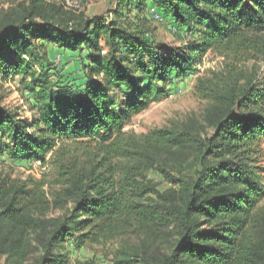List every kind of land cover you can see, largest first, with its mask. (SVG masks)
<instances>
[{"label":"trees","instance_id":"obj_1","mask_svg":"<svg viewBox=\"0 0 264 264\" xmlns=\"http://www.w3.org/2000/svg\"><path fill=\"white\" fill-rule=\"evenodd\" d=\"M44 1L0 17V76L30 78L34 99L12 109L0 95V155L44 164L50 156L55 167L50 181L0 177V254L33 249L29 264H72L54 247L68 238L107 245L135 228L146 238L120 247L115 264H264V185L253 157L264 135V0H154L187 32L166 54L115 18L64 21L54 5V17L42 14ZM147 1L119 0L111 14ZM39 41L93 52L86 81L74 91L49 87L34 66ZM209 51L229 60L197 80L201 98L224 105L212 137L125 130ZM180 151L189 155L177 157L175 175L169 165ZM151 167L175 188L161 191L145 173Z\"/></svg>","mask_w":264,"mask_h":264},{"label":"rangeland","instance_id":"obj_2","mask_svg":"<svg viewBox=\"0 0 264 264\" xmlns=\"http://www.w3.org/2000/svg\"><path fill=\"white\" fill-rule=\"evenodd\" d=\"M78 3L80 8L69 10L62 5L60 0H45L41 6V12L54 17L56 9L49 7L54 5L63 10L59 19L64 21L74 19V15H84L87 18L105 17L106 21L115 18L121 27L146 36L152 44L161 47V54H166L168 50L181 46L183 41L187 40L183 38L187 34L185 29H178L170 19L162 16L157 18V2L154 0H148L142 9L138 7V3L126 2V7L120 10L119 16L111 14L118 7L119 0H78ZM28 4L29 0H0V17L14 12L21 14ZM38 43L40 47L36 54L43 60L35 62L34 66L37 74L43 72L48 76L49 87H54L55 91H58L59 88L63 90L66 86V90L70 88L74 91L79 84L86 81L87 72L84 67L90 63L87 55L93 52L86 47L83 50L64 48L59 42L54 41L48 43L39 41ZM108 50L109 48L102 43L101 55H106ZM7 56H12L10 61L15 60L12 52H8ZM224 58L219 52L209 51L203 62L196 65L197 71L185 77L175 76L166 86V92L160 94L159 100L154 101L148 109L134 116L131 123L126 125L125 130L134 131L140 135L156 128H170L177 131L188 130L203 137H212L216 133L215 122L224 111V105L201 98L197 90V80L199 76L210 75L209 71L223 69L226 63H229V60L225 61ZM99 77L103 76L99 75ZM99 77L95 75V78ZM30 83V78L10 76L5 79L4 75H1L0 95L7 98V104H11L12 106L9 107L12 109L19 105L24 106L27 98L34 102L28 90ZM27 116H32V113H27ZM253 149L257 150L253 157L259 159L258 173L264 185V135L257 145L253 146ZM186 154L189 155L187 152L180 151L176 157H172L169 168L174 169L171 171L175 175H178L177 157H186ZM162 156H164L163 160L166 159L165 154ZM190 156L192 159V154ZM54 168L50 156L47 157L45 164H40L37 160H13L6 153L0 155V177L9 176L14 181L29 178L50 181L54 175ZM145 173L161 191L175 188L156 168L146 169ZM53 212H55L53 209L49 210L51 215L54 214ZM143 238H146L144 234L135 232V228H130L123 236L107 245L78 244L76 238H68L64 243H60L61 246H55L54 251H69L72 264H115V254L120 247L141 242ZM154 245L158 246L159 242ZM27 252L25 257L18 258L9 254H0V264H29L39 254V252L34 253L33 249H28Z\"/></svg>","mask_w":264,"mask_h":264},{"label":"built area","instance_id":"obj_3","mask_svg":"<svg viewBox=\"0 0 264 264\" xmlns=\"http://www.w3.org/2000/svg\"><path fill=\"white\" fill-rule=\"evenodd\" d=\"M62 5L69 10H77L80 8V5L78 3V0H60ZM156 12V11H155ZM157 18H160L161 15L157 12L156 14ZM38 163L42 164V161L37 160Z\"/></svg>","mask_w":264,"mask_h":264}]
</instances>
